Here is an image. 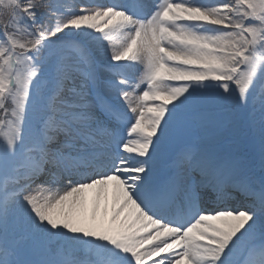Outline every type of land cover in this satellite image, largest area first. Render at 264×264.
Instances as JSON below:
<instances>
[{"label":"snow or ice","instance_id":"snow-or-ice-1","mask_svg":"<svg viewBox=\"0 0 264 264\" xmlns=\"http://www.w3.org/2000/svg\"><path fill=\"white\" fill-rule=\"evenodd\" d=\"M0 264H264V0H0Z\"/></svg>","mask_w":264,"mask_h":264}]
</instances>
